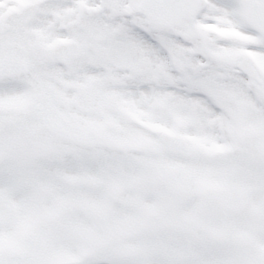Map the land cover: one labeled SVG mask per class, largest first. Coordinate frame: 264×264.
Here are the masks:
<instances>
[{"label": "snow or ice", "instance_id": "6c2138e0", "mask_svg": "<svg viewBox=\"0 0 264 264\" xmlns=\"http://www.w3.org/2000/svg\"><path fill=\"white\" fill-rule=\"evenodd\" d=\"M0 264H264V0H0Z\"/></svg>", "mask_w": 264, "mask_h": 264}]
</instances>
